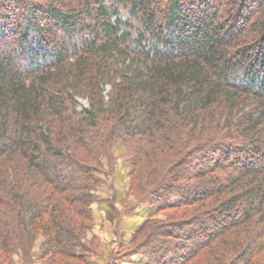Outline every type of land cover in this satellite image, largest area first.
Instances as JSON below:
<instances>
[{"label":"trees","instance_id":"1","mask_svg":"<svg viewBox=\"0 0 264 264\" xmlns=\"http://www.w3.org/2000/svg\"><path fill=\"white\" fill-rule=\"evenodd\" d=\"M117 141L149 264H264V0H0V256L88 264Z\"/></svg>","mask_w":264,"mask_h":264},{"label":"rangeland","instance_id":"2","mask_svg":"<svg viewBox=\"0 0 264 264\" xmlns=\"http://www.w3.org/2000/svg\"><path fill=\"white\" fill-rule=\"evenodd\" d=\"M87 105V100H80ZM128 147L124 142L117 141L111 147L112 158L101 156L106 164V174L95 189L96 201L92 204L91 227L85 232L83 241L89 245L88 264H149L148 249L131 243L133 232L141 226L148 217L149 208L141 204L142 197L151 189L153 181L157 183L165 170L150 177L143 170V162L133 169L127 155ZM161 163L164 162L160 159ZM160 160L158 161L159 166ZM162 167V166H161ZM167 167H162V169ZM148 171V170H147ZM151 185V186H150ZM191 210L188 211V213ZM184 211L178 209L165 210L157 213L153 220L156 227L160 223L184 218ZM191 213L186 214V216ZM43 237L34 243L31 253H25L22 248L7 252L6 258L0 256V264H44L39 256ZM9 255V257H8ZM72 262V260H68ZM91 262V263H90ZM75 264H82L73 261ZM112 263V264H113Z\"/></svg>","mask_w":264,"mask_h":264}]
</instances>
